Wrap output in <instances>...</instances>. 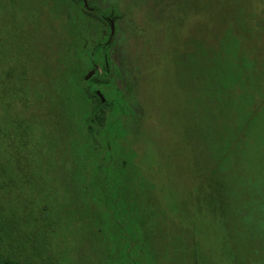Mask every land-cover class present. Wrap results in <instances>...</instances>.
Returning a JSON list of instances; mask_svg holds the SVG:
<instances>
[{
	"label": "rangeland",
	"instance_id": "obj_1",
	"mask_svg": "<svg viewBox=\"0 0 264 264\" xmlns=\"http://www.w3.org/2000/svg\"><path fill=\"white\" fill-rule=\"evenodd\" d=\"M0 243L264 264V0H0Z\"/></svg>",
	"mask_w": 264,
	"mask_h": 264
},
{
	"label": "trees",
	"instance_id": "obj_2",
	"mask_svg": "<svg viewBox=\"0 0 264 264\" xmlns=\"http://www.w3.org/2000/svg\"><path fill=\"white\" fill-rule=\"evenodd\" d=\"M81 1V0H77ZM105 61L99 63L100 71L93 69L92 74L89 76L87 84L93 85V83H102L105 81L108 76V69L105 66ZM107 81V80H106ZM88 100L90 101L91 107L89 109V115L87 117V131L91 136H94L96 131L100 130L105 121V108L106 103H104L99 96H97L93 91H89ZM239 213V210L236 211ZM238 216V214H237ZM0 264H25L20 262L17 258L12 257L11 255H6L3 252L0 243Z\"/></svg>",
	"mask_w": 264,
	"mask_h": 264
}]
</instances>
